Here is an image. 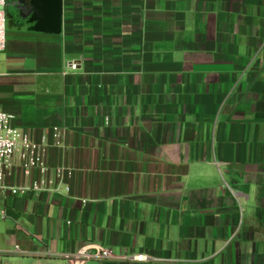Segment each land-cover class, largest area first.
<instances>
[{
  "label": "crops",
  "instance_id": "0c3cea01",
  "mask_svg": "<svg viewBox=\"0 0 264 264\" xmlns=\"http://www.w3.org/2000/svg\"><path fill=\"white\" fill-rule=\"evenodd\" d=\"M18 1L0 112L72 175L0 199V264H264V0Z\"/></svg>",
  "mask_w": 264,
  "mask_h": 264
},
{
  "label": "built area",
  "instance_id": "2783aa9c",
  "mask_svg": "<svg viewBox=\"0 0 264 264\" xmlns=\"http://www.w3.org/2000/svg\"><path fill=\"white\" fill-rule=\"evenodd\" d=\"M5 8L6 0H0V53L6 48V31H5ZM80 64L72 62L67 64V69L76 71ZM15 117L13 115L0 112V199L7 197H23L31 192L46 193L58 190L67 177H71L72 172L66 168H57L53 171L54 180L49 178V168L45 162L47 145L45 138L40 141H34L30 136L14 127ZM54 139L58 137V129H52ZM17 165L23 177L30 178L36 174L37 179L33 180L28 186H10L6 182L9 171ZM64 191L68 192L69 188L64 186ZM1 216L4 213L1 212ZM17 250V247L16 249ZM72 264H86L92 260H109L114 259L113 254L107 249L90 245L89 248L80 249L73 255H63ZM132 261L142 263L147 261L145 255H137L131 258Z\"/></svg>",
  "mask_w": 264,
  "mask_h": 264
},
{
  "label": "water",
  "instance_id": "95a60500",
  "mask_svg": "<svg viewBox=\"0 0 264 264\" xmlns=\"http://www.w3.org/2000/svg\"><path fill=\"white\" fill-rule=\"evenodd\" d=\"M60 1L61 0H19L17 4H19L20 12L30 14L32 12H35L36 9L38 10V5L40 4L47 6L48 10L51 12L56 9ZM54 21H57V25H55L56 23L53 22L51 26L53 28V31L58 34L60 33V22L56 19H54Z\"/></svg>",
  "mask_w": 264,
  "mask_h": 264
},
{
  "label": "rangeland",
  "instance_id": "374dc122",
  "mask_svg": "<svg viewBox=\"0 0 264 264\" xmlns=\"http://www.w3.org/2000/svg\"><path fill=\"white\" fill-rule=\"evenodd\" d=\"M7 15H8V14H7ZM1 221H2V220H1V218H0V223H1ZM0 225H1V224H0Z\"/></svg>",
  "mask_w": 264,
  "mask_h": 264
}]
</instances>
